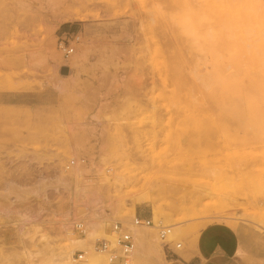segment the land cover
<instances>
[{
	"label": "rangeland",
	"instance_id": "374dc122",
	"mask_svg": "<svg viewBox=\"0 0 264 264\" xmlns=\"http://www.w3.org/2000/svg\"><path fill=\"white\" fill-rule=\"evenodd\" d=\"M263 141L264 0H0V264H107L94 244L153 222L127 205L158 182L181 235L138 227L129 264H177L209 228L264 264Z\"/></svg>",
	"mask_w": 264,
	"mask_h": 264
},
{
	"label": "built area",
	"instance_id": "2783aa9c",
	"mask_svg": "<svg viewBox=\"0 0 264 264\" xmlns=\"http://www.w3.org/2000/svg\"><path fill=\"white\" fill-rule=\"evenodd\" d=\"M76 41L77 36L74 34H64L57 38L56 48L64 59H68L73 54L74 48L72 44ZM73 164L74 162H69V165L65 167V170H68ZM130 226L155 228L160 241H164L170 232V228L167 226H162L159 223L154 225L151 219L140 218L137 216H134ZM72 230L79 236L85 234L84 226L81 223H74ZM110 234H113L115 237L114 245H111L107 240H100L94 244V249L107 256L108 264H129L134 250V242L128 228L117 222L110 226ZM165 247L169 250L166 245ZM179 247V245L176 246V248ZM82 256L83 255L80 254L74 255V261H80Z\"/></svg>",
	"mask_w": 264,
	"mask_h": 264
},
{
	"label": "crops",
	"instance_id": "0c3cea01",
	"mask_svg": "<svg viewBox=\"0 0 264 264\" xmlns=\"http://www.w3.org/2000/svg\"><path fill=\"white\" fill-rule=\"evenodd\" d=\"M60 75L69 72L68 64L59 69ZM136 216L145 218L141 211ZM232 237L220 228H209L201 232L194 249H185L177 264H240L232 252Z\"/></svg>",
	"mask_w": 264,
	"mask_h": 264
},
{
	"label": "bare ground",
	"instance_id": "6f19581e",
	"mask_svg": "<svg viewBox=\"0 0 264 264\" xmlns=\"http://www.w3.org/2000/svg\"><path fill=\"white\" fill-rule=\"evenodd\" d=\"M230 66V65H229ZM225 69V68H224ZM233 73V72H232ZM222 74V73H221ZM225 76V75H224ZM227 77V76H226ZM263 77V76H262ZM228 78V77H227ZM249 85V84H248ZM253 85V84H252ZM249 90V88H248ZM211 91V90H210ZM250 91V90H249ZM250 99V98H249ZM254 99V98H253ZM252 100V99H251ZM257 101V100H256ZM260 101V99H259ZM245 111V110H244ZM246 116V115H245ZM244 120V119H243ZM264 142V141H263ZM259 146V145H258ZM138 180L133 177L132 178H127L126 180L124 181H121L119 182L121 185L122 183H125V182H137ZM163 189V186L161 185V183H155V184H149L148 187L145 188V185H142V187L139 189V191L136 192V195H135V198L132 199V201L127 205L128 207V210H129V213L132 215L133 214V209L136 205H141V204H150L152 210H153V222H156L158 221L159 224L161 223H164L167 227L171 228L170 229V232L168 234V236L170 237H174V236H180L181 235V228H180V225L179 223H171L169 221V216L167 215H164V214H161V213H158V208L157 206L155 205V199L156 197L161 193ZM161 218H163V221H161ZM25 222H28L30 223L32 220L31 218H27L24 220ZM21 230V229H20ZM129 232H131L132 235H136V236H145L146 233L143 232V231H140L138 230V227H133V226H130V229H128ZM93 232V231H92ZM167 236V238H168ZM104 240H107L111 243V245H114L115 244V237L113 234H110L107 235L106 237H104ZM161 242H164V241H161ZM179 244H177L176 246H178ZM180 246V245H179ZM95 250V249H94ZM96 253L98 254H101L99 253L98 251L95 250ZM98 254H94L97 258H100L98 256ZM101 255H105V254H101ZM106 256V255H105ZM107 257V256H106ZM83 258V256H82ZM71 260V259H70ZM82 260V259H81ZM88 264H94L93 262H88ZM108 264V262H107Z\"/></svg>",
	"mask_w": 264,
	"mask_h": 264
}]
</instances>
